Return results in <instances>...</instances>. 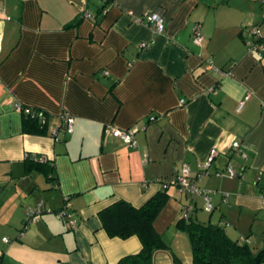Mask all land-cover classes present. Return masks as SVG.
I'll list each match as a JSON object with an SVG mask.
<instances>
[{"label":"crops","instance_id":"1","mask_svg":"<svg viewBox=\"0 0 264 264\" xmlns=\"http://www.w3.org/2000/svg\"><path fill=\"white\" fill-rule=\"evenodd\" d=\"M146 10L164 19L161 34L137 20ZM0 19L1 264H116L138 252L137 236L106 234L99 211L161 190L185 195L173 183L183 164L210 192L211 222L249 223L250 240L263 241L264 52L248 42L264 43V0H0ZM23 108L46 113L44 135L23 131ZM107 126L136 127V144ZM28 155L52 165L53 182L26 172ZM173 262L154 251L153 264Z\"/></svg>","mask_w":264,"mask_h":264},{"label":"trees","instance_id":"2","mask_svg":"<svg viewBox=\"0 0 264 264\" xmlns=\"http://www.w3.org/2000/svg\"><path fill=\"white\" fill-rule=\"evenodd\" d=\"M255 39L262 43L259 37ZM22 113L24 132L36 135L46 133L45 112L44 118L27 113L24 108ZM24 162L26 172L41 171L47 181H54L52 165L49 162L40 161L29 155ZM168 199L166 190H161L140 206L118 199L99 211L98 216L102 227L109 237L125 239L135 235L141 243L138 252L120 257L116 264H153L154 251L167 248L162 234L156 228L155 221ZM174 225L177 229L184 231L189 238L192 264H264V238L262 246L256 250L253 249L250 243L253 231L240 240H232L227 236L223 224L211 222L209 219L198 221L191 212L187 217L180 215ZM2 260L3 256L0 254V264Z\"/></svg>","mask_w":264,"mask_h":264},{"label":"built area","instance_id":"3","mask_svg":"<svg viewBox=\"0 0 264 264\" xmlns=\"http://www.w3.org/2000/svg\"><path fill=\"white\" fill-rule=\"evenodd\" d=\"M137 20H145L148 24H150L154 30L155 33L161 34L164 29H165V22L164 19L160 14L153 10H146L143 14L142 17H140ZM252 35L256 36L257 35V30L256 28H253L251 31ZM2 34H3V20L0 19V50H1V43H2ZM203 40L202 33L200 31L199 25H195L193 28V34H192V42L194 44H201ZM248 47L249 49L257 50L259 53L264 52V44L257 42L256 39L254 38L253 40H250L248 42ZM184 100H180V104L183 103ZM25 112L30 113L32 115H37L40 118H44V112L41 110L37 109H30V108H25ZM72 117L70 116H65L64 117V131L67 133L72 132ZM137 131L136 127H130L127 129H117L112 126H107L105 129V132L114 136L118 137L121 140H123L126 144L129 146H134L136 144L134 135ZM231 148L237 152H239L242 156H244V153L242 152V149L240 147V143L236 140L231 142ZM217 150L216 148H211L209 150L208 156L206 158V161L203 164V170H205L213 161L214 156L216 155ZM35 157V156H33ZM176 169V176L174 179V184L178 187L179 192L184 193L187 197L188 204L183 207V216L187 217L188 214L193 210L194 204H193V197L195 195H199L203 199V209L210 213L214 209V205L211 201L210 197V192L209 191H204L200 189L196 182L195 178L191 176L190 168L188 167L187 164H183L180 168H175ZM227 171L229 172L230 175H234V171L232 170L231 167L227 168ZM167 187L166 184H164V188ZM46 210L43 207V204L39 203L37 206L33 208L31 211L32 213V219H37L39 215ZM60 216L67 221V223L70 226H74L76 224L75 220L72 219L71 214L67 211L66 206H64L60 211H59ZM3 240L7 241L6 238H3Z\"/></svg>","mask_w":264,"mask_h":264},{"label":"rangeland","instance_id":"4","mask_svg":"<svg viewBox=\"0 0 264 264\" xmlns=\"http://www.w3.org/2000/svg\"><path fill=\"white\" fill-rule=\"evenodd\" d=\"M38 176L41 183H45L43 176ZM187 201L188 200L185 195H172L169 197L168 201L157 216V222L159 221V224L157 223V228L162 234V238L167 245V248L165 249L171 255L174 261L173 264H192V252L188 236L184 231L177 229L175 226H170V220L174 213H176V215H183L182 205H185ZM198 207L199 208L196 210L195 216V219L198 221H207L208 219H211L210 221H216L218 219L219 212L214 211L212 214H209L203 209V202L200 200ZM249 225L250 224L246 222H239L235 224L224 223L223 228L230 239L240 240L249 234ZM175 230H177L176 235L174 234ZM252 236L253 235L250 237ZM252 241L250 240L253 249L256 250L262 246V240H259L256 237H253Z\"/></svg>","mask_w":264,"mask_h":264}]
</instances>
